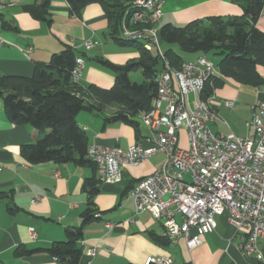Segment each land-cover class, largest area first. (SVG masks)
<instances>
[{
	"label": "crops",
	"instance_id": "obj_1",
	"mask_svg": "<svg viewBox=\"0 0 264 264\" xmlns=\"http://www.w3.org/2000/svg\"><path fill=\"white\" fill-rule=\"evenodd\" d=\"M35 3L36 0L0 1L3 6L0 12V76L30 77L38 64L49 63L54 54L72 47L86 56L79 84L110 89L116 75L96 58L107 59L118 66L139 58L137 49L112 41L108 18L100 5H89L81 17L76 18L70 15L66 0H50L53 22L47 24L24 10ZM163 12L160 28L166 24L185 26L212 17L241 16L243 9L233 0H164ZM257 28L264 32V19L258 20ZM90 40L95 46L86 50L84 43ZM162 45L161 42L163 51ZM200 56L185 61H195ZM258 72L264 79V66H258ZM229 81L231 84L216 91L215 106L220 116L218 106L228 108L224 103L233 102L232 108L241 117L231 116L233 131L221 133L218 123L223 119L220 116L221 120L212 126L213 131L251 137L254 132L247 123L251 119L252 106L264 101V87ZM118 111L117 106H108L78 114L77 122L89 137V147L127 149L135 143L148 147L150 132L142 125L138 133L126 122L111 121ZM43 135L30 126L12 124L0 98V264H59L46 250L55 243L68 241L67 232L82 227L89 201L84 186L95 175L98 192L92 200L101 217L83 228L81 264H145L150 257H171L176 264H264V254L261 260H256L239 250V238L226 214L217 218V230L205 235L201 245L191 251L182 238L176 245L154 241L153 235L163 237V224L150 213H137L131 191L141 179L163 164V153L137 167L125 166L120 182L104 183L98 172L96 174L90 167L28 163L21 155V148L36 143ZM31 230L36 232V238L32 237ZM90 250L97 251L95 257L87 256ZM29 251L33 253L28 254Z\"/></svg>",
	"mask_w": 264,
	"mask_h": 264
},
{
	"label": "built area",
	"instance_id": "obj_2",
	"mask_svg": "<svg viewBox=\"0 0 264 264\" xmlns=\"http://www.w3.org/2000/svg\"><path fill=\"white\" fill-rule=\"evenodd\" d=\"M164 0H132L124 12L121 38L155 49L166 68L159 74L158 93L150 112L138 118L150 135L148 147L135 143L127 149L90 146L88 156L99 179L118 183L125 166L137 167L163 153L165 161L131 191L137 213H150L162 222L163 236L172 244L182 238L188 250L199 247L205 235L217 230V218L226 214L247 257L264 254V101L252 106L247 127L253 136L217 134L213 124L221 118L216 94L204 99L206 84L219 76L218 68L204 56L185 61L179 69L166 61L160 40ZM3 6L0 4V12ZM264 19V4L259 14ZM93 41L84 43L90 50ZM86 62L76 60L72 80L79 83ZM264 87V86H263ZM228 108L233 102H225ZM187 133L189 149L179 147L180 132ZM1 170V169H0ZM100 218L101 215H96ZM181 220V222L178 221ZM36 238V232L31 230ZM96 250L87 253L95 257ZM145 264H176L171 257H150Z\"/></svg>",
	"mask_w": 264,
	"mask_h": 264
},
{
	"label": "trees",
	"instance_id": "obj_3",
	"mask_svg": "<svg viewBox=\"0 0 264 264\" xmlns=\"http://www.w3.org/2000/svg\"><path fill=\"white\" fill-rule=\"evenodd\" d=\"M1 1V0H0ZM70 15L80 18L89 5H100L109 21V36L115 43L133 47L139 51V58L118 66L107 59L96 58L103 67L116 75L110 89L96 85L82 86L72 80V72L78 58L85 54L72 47H66L54 54L46 64H38L34 74L24 76H0V98L9 121L17 126H30L44 135L36 143L21 148L22 157L30 164L54 162L90 167L97 174V166L88 156L89 137L79 126L77 116L84 110H101L117 106L118 114L111 121L126 122L138 133L141 123L138 117L150 112L158 93V76L166 68L158 53L148 49L142 42H129L121 38V24L124 12L132 0H66ZM243 9L241 16L212 17L196 20L185 26L172 24L160 28V40L168 46L164 57L172 68L179 69L185 59L171 45H177L182 52L218 56L216 66L220 73L206 84L203 98L216 94L226 84V79L250 87L264 86V79L258 66H264V32L257 28L259 14L264 0H233ZM34 19L51 24L50 0H36L24 9ZM142 71L144 81H131V74ZM96 175L84 186L89 194L88 208L83 214V225L78 230L68 231V241L55 243L47 249L59 264H81L83 250V228L97 219L93 197L98 192ZM155 242L172 244L164 236H152ZM29 251L28 254H32Z\"/></svg>",
	"mask_w": 264,
	"mask_h": 264
},
{
	"label": "rangeland",
	"instance_id": "obj_4",
	"mask_svg": "<svg viewBox=\"0 0 264 264\" xmlns=\"http://www.w3.org/2000/svg\"><path fill=\"white\" fill-rule=\"evenodd\" d=\"M162 46H163V50L164 51L168 47V46H165V45H162ZM170 47L173 48L174 50H176L185 60H190V59L192 60V59H195L198 55H200V53H186V52H182V51H180V49H179V47L177 45H171ZM152 50L157 53V51L155 49H152ZM206 56L215 66L218 65L219 59H220L218 56H215L213 54H208ZM130 78H131V81L137 82V83H142L144 81V76H143L142 71H137V72L132 73ZM229 80H231V79H226L225 86L228 85V84H231L229 82H232V81H229ZM219 99L222 100V98H219ZM218 108H219L220 116L223 119V120L220 121L221 123H218L220 125L219 132H221V133L232 132L233 131V122H232V120L230 118H231V116L232 117L233 116L234 117H236V116L237 117L238 116L241 117V114L240 113L239 114L235 113L236 110H234V108H229L228 109V108H225V107H222V106H220V107L218 106ZM138 120H139V118H138ZM179 147L181 149H184V150L189 149V142H188L187 133L184 130H182L181 133H180Z\"/></svg>",
	"mask_w": 264,
	"mask_h": 264
}]
</instances>
